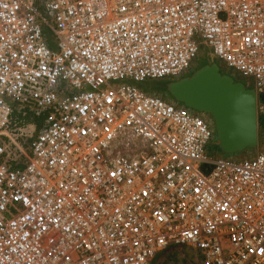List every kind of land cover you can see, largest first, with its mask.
Masks as SVG:
<instances>
[{"label":"built area","instance_id":"obj_1","mask_svg":"<svg viewBox=\"0 0 264 264\" xmlns=\"http://www.w3.org/2000/svg\"><path fill=\"white\" fill-rule=\"evenodd\" d=\"M203 44L264 121V0H0V264H264V141L214 156L207 116L133 84Z\"/></svg>","mask_w":264,"mask_h":264},{"label":"water","instance_id":"obj_2","mask_svg":"<svg viewBox=\"0 0 264 264\" xmlns=\"http://www.w3.org/2000/svg\"><path fill=\"white\" fill-rule=\"evenodd\" d=\"M165 89L173 103L208 117L221 155L253 156L259 148L256 91L215 59Z\"/></svg>","mask_w":264,"mask_h":264},{"label":"rangeland","instance_id":"obj_3","mask_svg":"<svg viewBox=\"0 0 264 264\" xmlns=\"http://www.w3.org/2000/svg\"><path fill=\"white\" fill-rule=\"evenodd\" d=\"M211 55H212V50L208 46L203 44L201 47L199 57L197 59V63H201V64L209 63L211 61ZM217 62L220 65H222L224 70H227V72L231 73L232 75H234L236 77H239V78L245 80L247 84L252 85V83H250L246 79L239 76V74L235 70H229V69L224 67L223 63H221L219 61H217ZM127 82H129V81H127ZM151 83L152 82H145V83H141V84L133 83V84H135L139 89H141L147 93H150L151 91H153L152 90L153 85ZM154 94L157 96H162V97H164V99L166 98V99L170 100V97L167 93H162L161 95H159L157 93H154ZM259 124H260V121H259ZM259 134H260V145H259V147H261L263 145V141H264V127H262L261 125H259ZM212 148H213V151L215 152V153H213L214 156H227L228 157V155H221V153L218 150L216 143H215L214 147L212 146ZM240 156H234V157H240ZM169 254H171V255H169V257L164 256L161 259L160 264H203L201 256L198 254V252L196 250L191 249V248L174 250V251L170 252ZM166 256H168V255H166Z\"/></svg>","mask_w":264,"mask_h":264},{"label":"trees","instance_id":"obj_4","mask_svg":"<svg viewBox=\"0 0 264 264\" xmlns=\"http://www.w3.org/2000/svg\"><path fill=\"white\" fill-rule=\"evenodd\" d=\"M151 84L153 85L152 88L153 91H151L152 93L150 92L151 94L157 93L161 95L162 93H167L165 89L166 82L159 81V82H152ZM260 125L264 127V121H260Z\"/></svg>","mask_w":264,"mask_h":264},{"label":"flooded vegetation","instance_id":"obj_5","mask_svg":"<svg viewBox=\"0 0 264 264\" xmlns=\"http://www.w3.org/2000/svg\"><path fill=\"white\" fill-rule=\"evenodd\" d=\"M207 64H208V63H207ZM204 65H206V64L197 63V61H196L195 64L193 65V69H194V68H198V67H202V66H204Z\"/></svg>","mask_w":264,"mask_h":264},{"label":"bare ground","instance_id":"obj_6","mask_svg":"<svg viewBox=\"0 0 264 264\" xmlns=\"http://www.w3.org/2000/svg\"><path fill=\"white\" fill-rule=\"evenodd\" d=\"M168 256H165V257H169V255H171V254H167ZM173 255V254H172Z\"/></svg>","mask_w":264,"mask_h":264}]
</instances>
